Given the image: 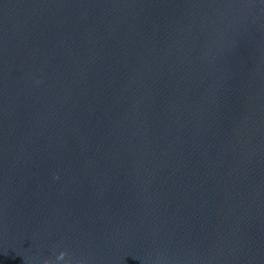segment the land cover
Returning a JSON list of instances; mask_svg holds the SVG:
<instances>
[{
	"label": "water",
	"instance_id": "water-1",
	"mask_svg": "<svg viewBox=\"0 0 264 264\" xmlns=\"http://www.w3.org/2000/svg\"><path fill=\"white\" fill-rule=\"evenodd\" d=\"M47 261L264 264V0H0V264Z\"/></svg>",
	"mask_w": 264,
	"mask_h": 264
},
{
	"label": "clouds",
	"instance_id": "clouds-1",
	"mask_svg": "<svg viewBox=\"0 0 264 264\" xmlns=\"http://www.w3.org/2000/svg\"><path fill=\"white\" fill-rule=\"evenodd\" d=\"M65 255H67V253H61L60 259H63ZM46 264H52V262L51 261H47Z\"/></svg>",
	"mask_w": 264,
	"mask_h": 264
}]
</instances>
